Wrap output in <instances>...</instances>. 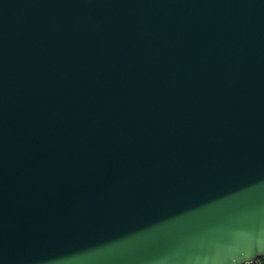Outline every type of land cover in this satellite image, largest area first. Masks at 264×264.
I'll return each mask as SVG.
<instances>
[{"label": "water", "instance_id": "95a60500", "mask_svg": "<svg viewBox=\"0 0 264 264\" xmlns=\"http://www.w3.org/2000/svg\"><path fill=\"white\" fill-rule=\"evenodd\" d=\"M264 253V0H0V264Z\"/></svg>", "mask_w": 264, "mask_h": 264}, {"label": "built area", "instance_id": "2783aa9c", "mask_svg": "<svg viewBox=\"0 0 264 264\" xmlns=\"http://www.w3.org/2000/svg\"><path fill=\"white\" fill-rule=\"evenodd\" d=\"M239 264H264V253L260 254L259 256L254 257L252 259L244 260Z\"/></svg>", "mask_w": 264, "mask_h": 264}]
</instances>
